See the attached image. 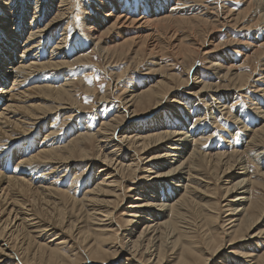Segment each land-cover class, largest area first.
I'll return each mask as SVG.
<instances>
[{
	"label": "bare ground",
	"instance_id": "obj_1",
	"mask_svg": "<svg viewBox=\"0 0 264 264\" xmlns=\"http://www.w3.org/2000/svg\"><path fill=\"white\" fill-rule=\"evenodd\" d=\"M213 1L118 0L120 9L115 8L113 1H108L109 11H104V7L99 11L97 10V17L89 20L93 24H89L86 22L87 20L83 23L86 26V30H83L82 33L84 32L86 35L84 38L91 39L90 42L92 41V45H94V48L90 47L89 49L96 51L99 56L105 57L107 52L126 56L127 53L135 54V52L142 51L144 48L146 49V54L148 53L147 55L150 56L152 53L159 55L156 54L159 49H163L160 50L163 52L165 48L168 50L169 47L172 48L171 52L181 53L185 49V44L180 40L179 36V32L183 28L191 30L194 25L196 27H204V25L212 21H222V25L228 24L231 27L230 25L237 26V22L245 18L248 20L247 23H250L253 17H256L253 21L254 23H264V0H239L240 3H243L240 10H234L232 9L233 6L229 8L225 4L211 7ZM67 2L64 0H18L17 2L15 0H0V264H82L80 261L82 259H78L77 254L78 256L81 254L84 256L86 259V261L83 260L84 264L86 262L88 264H106V261L110 259L108 257L112 256L116 260L120 255L129 256L128 263L131 262L130 264H143V262L136 259L135 255L138 254L139 256L147 255L145 263L152 264L155 261V264H161L163 263L164 254L169 251L172 253L174 250L178 251L179 256L176 264H207L208 260L213 259L219 250H230L229 247L233 244H241L244 250L245 247H248L249 250L253 251L249 252V259L253 256L252 259L256 260L258 258L257 260L263 261L264 252L258 251L256 249L258 247H255V244L259 248L263 244L264 239L261 240V237L264 231L253 234L256 226L255 219L258 216L254 219L255 214L252 213V207L257 206V203L255 201L256 204L252 206L250 197L257 180L254 181L253 177L255 176L250 173L245 157L252 154L253 161L257 162V165L261 163L264 167L263 161L260 162V159L256 161L257 157L263 154L262 150H264V100L262 106L257 104V102L255 105L252 104L254 108L251 109L253 111L251 113L253 115V126L251 128L241 126L240 120L238 121L241 126V129L237 128L238 133L243 132L240 142H237L240 145V149L236 147L238 144L234 145L233 143L230 144V148L228 147L225 152H208L207 146L210 145L208 138L211 137L209 134L208 138H206L207 136L205 137L206 139L199 138L200 136L198 139H194V135L191 138V131H187L188 124L192 125L189 128L195 127V130H202L200 135L204 134L203 132L206 129L200 124L208 119L206 118L207 111L210 114L209 119H211L207 121L212 123L214 121L212 114L223 116L222 112L227 113L225 112L226 104L230 102V98L244 88V84L234 83L232 85L230 81H227L228 79L226 80L228 72L231 75V80H238L241 76L232 73L236 72L234 66L224 69L221 60L220 63H218L219 61L216 64L213 63V69L216 71V76L220 78V83L214 85H210V83L204 84L203 86L201 85V89L198 88V91L189 93L190 97H197V99L201 100V103L210 101L208 105L205 104L207 110H203L204 114L201 110L202 106L195 110L196 113H193L192 110L187 113V110L186 119L184 120L179 116L180 119L176 118V124L169 129L167 127L168 123L162 118L153 120L149 118L147 124L141 126V128L144 127L143 129H138L132 124L133 129L131 128L130 133H125L127 135L132 134L131 136L122 135L123 123L121 124L120 121L111 119L109 122L103 123L95 133H91L92 131L91 129L88 130L89 128L85 131L83 129L84 132L80 130L82 133H79L78 137L72 140L66 138L61 143L62 137L60 140L56 138L58 135L57 128H53L54 126L52 127L50 124L49 128L46 126L47 124L45 126L42 125L45 122L47 123L48 119L57 113L58 115L61 114L59 118L66 116V120H71L74 111L81 112V107L76 106L72 99L74 98L72 85L77 81L82 85L87 82L86 76L81 77V79L73 78L74 80H71V77L63 79L62 84L54 86L44 83L46 72L52 71L51 73L49 72V75H56L54 71L66 68L69 64L66 62L67 58L62 55L59 58L58 56L56 58L53 57L58 52L59 47L55 43V40H57L56 32H58L63 20L67 17L66 12L68 11L65 8L68 5ZM225 2L229 4V0H225ZM171 3L174 5L169 14L163 11L161 13V7L164 4L169 6ZM151 5L153 6V11L149 8ZM27 7L29 9L32 7V13ZM194 8L197 11H193ZM121 9L122 11H119ZM28 12L30 13L29 16ZM26 14L29 18L24 19ZM29 19L30 21L28 22ZM89 25L92 26L89 27ZM243 30L245 31V29ZM122 31L128 35L125 39H122L124 37H119V33H122ZM111 34L113 37H110V39L108 35L110 36ZM213 35L214 31L210 30L208 32L210 39ZM228 38L231 39L230 37ZM104 39L108 40V44L111 43L110 46L104 43ZM118 39L123 42H117ZM47 41L55 43L56 45L54 46L57 49L51 51V57L49 58L37 57V54H35L36 50L39 55L43 54L44 56L47 54L44 50ZM255 41H252V44L248 46L247 50L249 52L247 54L251 51L257 52V54L258 51H263L262 55H264V36L261 41ZM42 42H44L43 49ZM63 42L65 41L63 40ZM112 42L113 46H111ZM36 43H38L37 46L40 47L41 53L38 48H35L34 44ZM162 43H164L165 48ZM211 43L214 42L211 41ZM80 46L81 42L79 41L76 43L78 50L81 48ZM201 50L206 51L207 48ZM193 52L191 51V53ZM177 53L176 55H178ZM210 53L215 52L208 51L206 54ZM236 53L238 54V52ZM215 58L216 55H213L212 62L216 61ZM82 59L75 57L74 61L69 65H80ZM262 68L264 70V63ZM239 73L242 75L241 72ZM257 82L258 85L254 87V91L264 98V77ZM198 83L200 84V82ZM165 85L167 84H164V79L158 80L154 85H151L155 87L131 95L121 105L122 112L120 115H124L127 122L135 120L137 112L134 114V110L130 112L129 108L133 106L135 101H137V105L141 106L142 103L146 102L144 100L150 101L151 98L156 101L153 104L155 105L154 110H156L160 106L161 101L159 100L163 98L160 91L164 90V87L167 88ZM169 92L166 94H172V92ZM162 93L164 94V92ZM204 94L210 98L207 99ZM41 99L43 102L52 100L57 106L53 105L54 107L46 108L43 102L39 103ZM105 99L107 100V98ZM105 99L100 98L99 104L104 102ZM127 103L133 104L126 109ZM192 115L195 116L196 120H192ZM63 121L66 122L64 118ZM248 125L250 126V124ZM201 127L202 129H200ZM79 129H77V132ZM213 131L211 133H214ZM44 132H47V135L42 136L43 139L41 141L34 143L35 136ZM32 136L34 137L32 138ZM92 138L97 142V152L94 156H91L88 146ZM226 141H228L226 142L228 146L229 139H226ZM124 146L126 147L125 150L131 152L133 149L134 152L144 157L142 169L132 164L136 160L140 162V159L134 158L135 160H132L130 164H124L127 160L126 154H120L119 150L121 147L124 148ZM76 164L87 166L86 170H97L95 178L91 182L93 187L90 188L87 182V189L79 199L74 197L80 190L79 185H76L77 182L69 180L66 188L62 185L64 182L67 183L63 179L66 173L73 169ZM77 166L76 169L78 168ZM76 169H74L75 172L77 171ZM140 172L147 175L146 179H142V182L145 181L146 183L141 182V186H143L141 189L145 191L138 193L135 188L136 185H134L136 182L130 181L128 183L129 186L127 185L131 187L128 190L130 193L137 192L142 197L134 199L130 206L126 208L128 210L126 217L130 218L133 229H136V232L139 230L137 238L135 241L130 242L129 250L127 249L128 246L126 248H123V246L120 248L119 246V252H116V250L105 252L103 245L107 243L109 238L116 236L110 234L113 231L112 229L116 227L112 220V214L119 205L118 203L120 201L123 202L125 199L124 194L121 196L116 194L117 190L115 188L119 183L127 181L129 177H133ZM84 174L85 170L81 173L76 172L72 176L73 179L79 180L84 178ZM259 175L264 178V169L259 170ZM136 177L132 178L133 181L136 180ZM211 179H213L214 186L221 191L222 202L226 203L222 208L226 210L227 215L224 218L227 219L224 222L225 226L222 224L221 228L223 231L221 232L225 236L231 237L232 240L228 241V244L214 243L212 239L203 244L200 242L201 240L195 239L197 230H203L204 226L202 223L197 226L193 219L198 216H205V223L211 225L218 216L219 209L215 208L217 200L215 202V198H213L215 196H212L215 195L216 189L212 186ZM86 181L85 179L84 183ZM164 186H167L169 190H166ZM162 189L164 190L163 193H161ZM75 191L76 193H74ZM154 195L159 197L156 198ZM208 195L212 197L210 198ZM211 199L214 202H211ZM36 205L45 206L51 215L57 213L54 216L55 221L48 222L42 219L40 215H37L35 211ZM66 206L70 207V214L67 211L63 213V209H67ZM42 211L44 212L43 209H41ZM82 213L95 228L81 233L77 238V247L71 246L69 249L67 248L71 250L68 254H64V251L60 254L59 251L64 250V247L68 246V244L62 237H59L61 234L54 236V233L57 232L59 226L64 224L65 216H75V214L80 216ZM193 214H195L194 217H192ZM124 222L126 225V221ZM72 227L67 226V229L72 231ZM133 231H130V238H132ZM47 236L49 238H46ZM91 239L93 242L89 244L88 242ZM251 239H259L261 242L250 244L249 240ZM188 241H191V244ZM212 242L214 244L211 247L208 246L211 248L208 250L207 245ZM246 242H248L247 245L245 244ZM93 243L94 245L97 244V247ZM128 243L129 241L127 240L124 245H128ZM257 251L259 253L258 256L255 254ZM245 253L243 255H247ZM230 262L235 264L232 259ZM227 264L229 263L227 262Z\"/></svg>",
	"mask_w": 264,
	"mask_h": 264
},
{
	"label": "rangeland",
	"instance_id": "obj_2",
	"mask_svg": "<svg viewBox=\"0 0 264 264\" xmlns=\"http://www.w3.org/2000/svg\"><path fill=\"white\" fill-rule=\"evenodd\" d=\"M15 1L17 2L18 0H15ZM24 1H26V0H24ZM64 1L65 2L68 1L67 2L68 5L65 7L68 12H66L67 17L65 18V20H63L58 32H56L57 33V37H56L57 40H55V43L57 45H59L60 49L58 47V52L53 57L56 58L58 56V58H59L62 55L64 58L65 57L67 58L68 61L66 60V62L69 64L72 61H74L73 59L75 57L79 58V59H82V58L83 59L80 62V65L78 64L79 66L75 65V64H73V65L68 64V66L66 68H62V69H59L57 71H54V74H56L57 76L53 75V74L49 75L52 71L46 72V76L44 77V83L46 82L49 85L54 86L57 84H62L63 83L62 81H64L63 79H69L71 77L70 79L74 80L75 78L81 79V77H86V76H87L86 77L87 82H85V84L82 85V84L78 83V81H77V82H74L72 85L73 89H74V94H73L74 98H72V99L76 103V106L78 105L79 107H81L80 108L81 112L74 111V113L72 115V118H74L75 120L72 118H71V120L69 119L70 121L68 119L66 120L65 119L66 116H62L59 118V116L61 114L58 115V113H57L56 115L51 116V118L48 119L47 123L45 122L42 125V126H45L47 124L46 126L48 127L50 124V126H52V127L54 126L53 128H55V129L57 128V134L58 135L56 138H58L60 140L62 137V139L60 140L61 143H63L66 140V138L72 140V139L78 137L79 133L84 132L88 128H89L88 130L91 129V131H92V132L90 131L91 133H95L97 130L100 129V127L103 125V123L105 124V123L109 122L111 119L117 120L118 122L120 121L121 124L123 123V126H122V128H123L122 133L123 134L122 135L126 136L127 134H125V133L126 132L130 133L131 128L133 129L132 124H134L133 126L137 127L138 129L139 128L143 129L144 127L141 128V126H145L147 124V120L149 118H152V120L155 118H162L163 120H165L168 123L167 127L169 129V128H173V126L176 124V122H177L176 118L180 119L179 116H181L184 120L186 119L185 115H186L187 110H188L187 113H190L191 110L193 111V113H196L195 110H197V108L202 106L201 110H202V113L204 114L203 110H207L205 104L208 105L210 101H208L206 103H203V102L201 103L200 99H197V97H190L189 93L198 91L199 89H201V85L203 86L204 84L210 83V85H212V84L214 85L216 83H220V80H219L220 78H218V76H216V74H215L216 71L213 69L214 68L213 63L216 64L217 61H219L218 63H220L221 60H222L221 64L224 65V67H223L224 69H227L226 67L234 66L236 68V72L234 71L232 73H234V74L236 73V75L241 76L240 78H238V80L237 79L231 80V75L228 72V74H226L227 75L226 80L228 79L227 81H230V83L232 85L234 83H238L240 85L244 84V88L241 92L236 93L235 95H233V97L230 98L231 99L230 102L226 104V111L225 112H227V113L222 112L223 116L222 115L218 116L217 114H212V118L214 120V121H212V123L208 122L211 119H209L210 114L207 111L208 114L206 113L207 114L206 118H208L207 119L208 121L206 120L205 122L200 124V125H203L202 127H204V129H206L203 132L204 134H201L202 136L200 135L202 130H199V129L195 130V127L189 128L190 126H192L191 124L187 125L188 126L187 131L188 132L191 131L190 132V134L192 136L191 138H193L195 136L194 139H196V138L198 139L199 136H200L199 138H203V139H206L209 136H211L208 138V140H210V145L207 146L208 152H211V151L225 152V150H228L227 149L228 147L230 148V144L234 143V145H237L238 144L237 142H240L243 132L238 133L237 128L241 129V126H244V127L246 126L247 128H251L253 126V124H252L253 115L251 114L253 111H251V109H253L254 107L252 106V104L255 105L257 102V104H259V105L261 104V106H262L263 100H264V98L261 97L262 95H260L259 93H256V91H254V87L258 85L257 81L260 80L262 77H264V72H263L264 70H262L263 69L262 65L264 63V55H262L263 51L262 52L258 51V54H257V52L251 51L249 54H247L249 52V50H247L248 46L250 44H252V41L256 40L259 42V41H261V39L264 36V35H262V34H264V28H262V27H264V25H263L264 23H262V22L254 23L253 21L255 20L256 17H253L250 23H247L248 20L245 18V19L237 22V24H238L237 26L230 25L231 27H229L228 24L222 25V21H220V22L212 21L213 23L209 22V24H206L207 26L204 25L205 28L202 26L196 27L194 24H193L194 26L191 25V26H193V28L191 30L188 28H183L179 32V36H180V40L183 41V43L185 44V49L179 54L176 51H174V53H173V51L171 52L172 48H170V47L167 50L164 46V43H162V46L165 48L166 51L164 50L165 52L164 51L162 52L160 50H163V49H159V52L156 53L159 55H155V53H152L150 55L151 57L147 55L148 53L146 54L145 48L142 49V51L135 52L136 55L127 53L125 56V55H121L118 53L107 52L105 57H104V56H99V54L96 51H91V49H89L90 47L94 48V45H92V41L90 42L91 39L88 40V38H84V37H86V35L84 34V32L82 33V31L86 30V26H84L83 23L87 20L86 22H88L89 24H93L89 20L96 18L97 17L96 11L101 10L102 7H104V11H109L110 6L108 7V4H109L108 1H113V4H115V8L120 9L118 7L119 6L118 0H67V1L64 0ZM224 2H225V0H214L212 2L213 4H211V7L212 6H223V4H225L226 6H229V8H231V6H233L232 9H234V10L239 9L240 10V9H242V6H243L242 5L243 3L242 2L240 3L239 0L238 1L229 0V4H228V2L227 3L226 2L224 3ZM232 2H233V4H232ZM173 5H174L173 3H171V5H169V6L164 4L160 9L161 13L165 12V13L169 14V11H171V8H173ZM152 7L153 6L151 5L149 8L152 10ZM238 7H240V8H238ZM27 8L29 9V7H27ZM31 8L32 7H30L29 10H31ZM119 11H122V9ZM193 11H197V9L194 8ZM29 12H28V16L30 15ZM31 13H32V10H31ZM82 15H83V17H82ZM28 16L26 14L24 19H27ZM29 21H30V19L28 20V22ZM79 23H80V25H79ZM261 24H262V27H261ZM76 26L77 27L79 26V27L77 28ZM90 26H92V25H89V27ZM61 28H62V30H61ZM197 28H200V29H197ZM248 28H250V29H248ZM243 29H245V31ZM210 30L214 31V35L211 37V39L208 36V32H210ZM119 35H120L119 37H121V38L124 37L122 39H125L126 37H128V35H126L123 31H122V33H119ZM189 36H190V38H189ZM108 37L112 38L113 36L111 34L110 36L108 35ZM228 37H230L231 39H229ZM225 38H227V39H225ZM85 39H87L88 41L87 40L85 41ZM113 39H112V41L114 43H116L115 40H113ZM63 40L65 42H63ZM60 41H61V43H60ZM79 41L81 42V46H80L81 48L78 50V47H76V43ZM211 41L214 43H211ZM230 41H231V43H230ZM113 42H112L111 46L114 45ZM117 42L121 43L123 41H119V39H118ZM46 43H47V45L44 48V50L47 52V54L44 56H43V54L39 55L37 50H36L35 54H37V57H39V58L43 57L44 59L49 58V57H51L50 56L51 51L54 49H57V47L54 46V45H56L55 43L50 42V41H47ZM104 43L107 46L108 45L110 46V44H111V43L108 44L107 39H104ZM43 44H44V42H42V49H43ZM37 45H38V43L34 44L35 48H38L40 53H41L40 47H38ZM213 46H215V47L213 48ZM203 48H207V50L206 51L201 50ZM187 51H189L190 54ZM191 51H194V52L191 53ZM208 51L215 52V53L206 54V53H208ZM236 52H238V54ZM143 53H145V54H143ZM176 53L178 55H176ZM250 54H251V56H250ZM152 55H153V57H152ZM213 55H216V58H215L216 61H214V62H212ZM81 56H84V57H81ZM154 56H155V58H154ZM248 56H249V58H248ZM132 57H134V58H132ZM258 58H260V59H258ZM154 65H156V66H154ZM46 70H50V69H46ZM239 72H241L242 75ZM259 72H261V73H259ZM73 75H75V76H73ZM45 78H47V79H45ZM162 79H164V84H167V85H165L167 88L164 87V90L160 91V93L162 94V97H163L161 100H159L162 102V103L160 102V106L156 110H154L155 105H153V104H155V102H156L154 100V98H151L150 101L144 100L146 102L142 103L141 106L137 105V101H135L134 104L133 103H127L128 105L126 106V109L128 107H130V105L133 104V106L131 108H129V110H130V112L132 110H134V114L137 112L135 114L137 116V118L133 121L127 122L125 120L124 115H120L122 112V110H121L122 106L121 105L123 104V102L125 100H128L127 98H129L133 94H138V93H141L143 91L150 89L151 87H155V86H151V85H154L156 81L158 82V80L160 81ZM248 79H249V81H248ZM50 80H51V82H50ZM198 82H200V84ZM76 85H78V86H76ZM84 85H85V87H84ZM30 87H31V85H30ZM168 87L170 88V90ZM171 89H173V90H171ZM166 91L167 92L170 91V92H172V94L168 95V94H166L167 93ZM162 92H164V94ZM204 97H206L207 99L210 98L206 94H204ZM100 98H104V99L107 98V100L105 99L104 102H101L99 104ZM41 102H43L42 99L39 103H41ZM50 102H51V104H49ZM43 103H44V106L46 105L45 106L46 108L57 106V105H55L54 101L52 102V100H46ZM224 105H225V103H224ZM47 106H49V107H47ZM185 109H186V111H185ZM81 113H83V114H81ZM57 115H58L59 119L57 118V120H56ZM63 118L66 122L63 121ZM193 119L196 120L195 116L192 115V120ZM239 120L241 122V126H240V123L238 122ZM51 121H52V123H51ZM71 121H73V122H71ZM248 124H250V126ZM138 125H139V127H138ZM70 126H72V127H70ZM77 126H78V128H77ZM235 126H236V128H235ZM202 127L200 129H202ZM77 129H79L78 132H77ZM83 129H84V131H83ZM128 129H130V130H128ZM63 130L64 131L66 130V131L64 132ZM80 130H82V132H80ZM211 131H213L214 133H211ZM240 131H242V130H240ZM61 132H62V134H61ZM136 133H138V132H136ZM208 134H209V136H208ZM46 135H47V132H44L43 134L36 135L35 136L36 138L34 139L35 140L34 143L41 141V139H43V137ZM59 135H61V136H59ZM131 135L132 134H129L127 136H131ZM33 137L34 136H32V138ZM226 139H229L228 146L226 145V142H228V141H226ZM94 140L95 139L92 138L88 144L91 156H94L97 152L96 151L97 150V148H96L97 142ZM92 143H94V144L92 145ZM236 147H238L240 149L239 144ZM125 148L126 147L124 146V148L121 147L119 149L120 154L121 153L126 154L125 156L127 157V160L124 162V164H130L132 162V160H135L134 158L140 159L141 160L140 162H138L136 160V161H133L132 164H135L137 167H139V168L141 167V169H142V165H143L142 163H143L144 157L142 155H140L139 153L134 152L133 149L131 152H129V151L125 150ZM263 149H264V147H263ZM262 151H263V154L259 155L258 156L259 158L257 157L256 161H258V159H260L259 160L260 162H262V161L264 162V150H262ZM252 157H253L252 154L246 156L245 162L249 166L250 173L253 176H255V177H253L254 181L257 180L256 181L257 183L255 184L256 186L252 189V193L250 196L252 206L257 203V206L255 205L256 207L255 206L252 207V209H253L252 213L255 214L254 219L257 216H258L257 218L259 219V220L257 218L255 219L256 220L255 225L257 227L256 226L254 227L255 228L253 231V234H254V233H257L259 231L260 232L264 231V181H263L264 178L259 175V170H263L264 167L261 165V163L257 165V162H254ZM77 165L78 164H76V166ZM76 166L73 169H70L69 172L66 173L65 178H63L64 181H67V183L64 182L63 180L62 181L64 183L63 182H61V183H63L62 184L63 187L66 188L68 183H69V180H74L75 183L77 182L76 185H79L78 187L80 190H78V193H76L77 190L74 192V193H76L74 197L75 198L78 197L77 199H79L82 197L84 191L87 189L86 185L88 183H89L90 188L93 187V185H91V182H93L97 170H95V169L94 170L93 169L86 170L87 166H84V165H78L77 166L78 168L76 169ZM12 169H13V167H12ZM74 169H76L77 170L76 172H79V173H81L85 170L84 178H82V179L80 178L79 180H76V178L73 179L72 174L76 173L74 171ZM146 176L147 175H145L143 173L141 174V172L137 173V175L133 176V177H136L135 181H133V179H132L133 177H129V179H128V177L126 176V178L129 181L127 180L125 182H121L115 188L117 190L116 194H120L119 196L124 194L125 199L123 202L120 201L118 203L119 205L115 208V210L112 214V218H113L112 220H113V223L116 227H114L115 230L112 229L113 231H111L112 233H110V234H112V236L113 235L114 236L116 235V236L109 238L107 243L103 245V250L105 252H109V251L113 252L115 250H116V252H119V246H120V248L122 246H123V248H126L128 246L127 249L129 250L130 246H131L130 242H133L136 240L139 230H137V232H136V229H133L132 224L130 223V218L126 217V212L128 211V210H126V208L128 206H130V204L134 201V199L142 198L141 195H139L138 193L141 191H145V190L141 189V188H143V186H141V185H142V183H146L145 181L142 182V179H146ZM85 179L87 181L84 183ZM81 180H83V181H81ZM137 180H139V182H137ZM130 181L136 182L134 185H136L135 188H136V190H138V193L137 192H134V193L131 192L132 193L131 194L128 191L131 188V187H128L129 186L128 183H130ZM210 182L213 184V179H211ZM81 185H83V186H81ZM212 186L216 189L215 195H212V196H215V197H213V198H215L214 199L215 202L217 200L215 208L219 209L218 210V216L219 217L217 216V218L214 219V222L211 225H209L208 223H205V221H204L206 218L205 216H198V217L194 218L193 221L197 224V226L200 223H202L204 226L203 230H201V231L197 230V233H196L197 236L195 239L199 240V241L201 240L200 242H202L203 244L209 242L210 239H212L214 243H220V244L226 243V244H228L229 243L228 241L232 240L231 237L225 236L221 232V231H223V229L221 227L225 224L224 222L227 219V218H224V216L227 215L226 210H225V208H222L223 205L226 203L224 201L222 202V200H221V196H222L221 191L218 188H216V186H214V184ZM164 188H166V190H169V188L167 186H164ZM210 190H211V187H210ZM208 191H209V188H208ZM163 192H164V190L162 189L161 193H163ZM154 196L156 198L159 197L158 195H154ZM172 198H174V197H172ZM214 200L211 199V202H214ZM255 201H256V203H255ZM254 208H256V209H254ZM35 209H36L35 211H36L37 215H40V217L42 219H44L45 221H48V222L49 221H51V222L55 221L54 216L57 213H55L54 215H51L49 210L45 206L42 207V206L36 205ZM41 209H43L44 212L47 213V215H45V213L43 211L41 212ZM256 210L257 211L259 210V211L257 212ZM66 211L68 212V214H70L71 213L70 207H67V209H63V213H66ZM43 214H44V217H43ZM194 215L195 214H193L192 217H194ZM220 215H221V217H220ZM65 217H66L65 222L67 221V223L64 222V224L62 226L58 227L57 232L54 233V236H56V234H61L59 237H62L66 241V243L68 244V246L64 247V250L59 251L60 254L63 251H64L63 252L64 254H68L71 251V250H68L69 247H71V246L77 247L76 246L77 238L79 237V235L81 233L87 232V231L95 228L94 225L90 221H88L87 218H85L84 213H82L80 216H76V214H75V216L74 215H67ZM79 220H81V221L78 222ZM124 221H126V225L124 224L125 223ZM67 226H70V227L73 226L72 231H71V229H67ZM131 230H134L132 232V238L129 237V236H131V234H130ZM46 238H49V236H47ZM261 238H262L261 240L264 239V234ZM127 240L129 241L128 245L127 244L124 245V243ZM251 240H249L250 244H253L255 242L260 241L259 239H255V240H252V241H254V242H252ZM92 242H93V240L91 239L88 243L91 244ZM188 242L191 244V241H188ZM213 242L207 245L208 250L211 249L210 247L214 244ZM245 244L247 245L248 242H246ZM263 244H264V240H263ZM263 244L260 246V248L257 244H255L256 245L255 247H258L256 249H258V251L261 250L262 253L264 252ZM93 245H94V243H93ZM94 246L97 247V244ZM208 246H210V247H208ZM240 246H241V244H238V245L233 244L232 246L229 247L230 250H221L222 252L219 250L216 253V255L213 257V259L211 258L212 261H211V259H209L207 264H223L224 262H225L224 264H227V262L230 264L231 259L235 262V264H244V263L245 264H248V263L249 264H260V263L264 264V260L263 261L257 260L258 258H256V260L252 259L253 256L251 257V259H249L250 253L253 251L249 250L248 247H245V250L248 251V252H246L244 250V247L243 246L240 247ZM241 248L244 252L241 250ZM258 251L255 252V254L257 256L259 255ZM245 252L247 253V255H243ZM130 253H132V251H130ZM228 253H230V254H228ZM235 254H237V255H235ZM81 255L78 256V254H77V257H78V259H82L80 261L82 264H84L83 260L86 261V259L82 255L84 258L83 259ZM175 256H177V257H175ZM244 256H246V257H244ZM135 257L140 262H143V264H148V263H145L147 255L139 256V254H138V255H135ZM178 257L179 256H178L177 250H174V252H172V253L169 251L168 253L164 254L163 261H162L163 263H161V264H168V262H169V264H174V263L176 264ZM242 257H244V258H242ZM108 259L109 260L106 261V264H130L131 263V262L128 263L129 256H126V255H120V257L118 256V259H116V260H114V257L112 258V256L108 257ZM244 259H246V260H244ZM214 260H216V261L214 262ZM256 261H257V263H256ZM221 262H223V263H221ZM78 263H79V261H78ZM85 264H88V263L86 262ZM152 264H155V261Z\"/></svg>",
	"mask_w": 264,
	"mask_h": 264
}]
</instances>
